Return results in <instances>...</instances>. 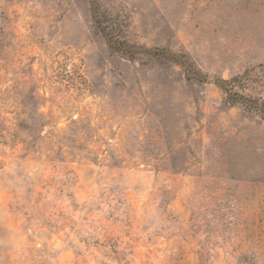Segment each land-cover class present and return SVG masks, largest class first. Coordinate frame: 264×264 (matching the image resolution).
Instances as JSON below:
<instances>
[{"label": "rangeland", "instance_id": "1", "mask_svg": "<svg viewBox=\"0 0 264 264\" xmlns=\"http://www.w3.org/2000/svg\"><path fill=\"white\" fill-rule=\"evenodd\" d=\"M0 0V264H264V0Z\"/></svg>", "mask_w": 264, "mask_h": 264}, {"label": "trees", "instance_id": "2", "mask_svg": "<svg viewBox=\"0 0 264 264\" xmlns=\"http://www.w3.org/2000/svg\"><path fill=\"white\" fill-rule=\"evenodd\" d=\"M93 22L102 34L109 49L119 53L127 59H134L138 55H148L151 57L167 60L183 68L188 81H198L209 83V76L202 74L185 54L175 53L164 48H148L130 44L125 40L113 37L107 30L101 7L97 0H89ZM249 82L248 72L234 76L230 79L216 78L213 84L224 94L225 102L231 106H240L247 113L255 114L264 120V98H253L245 93V88Z\"/></svg>", "mask_w": 264, "mask_h": 264}]
</instances>
